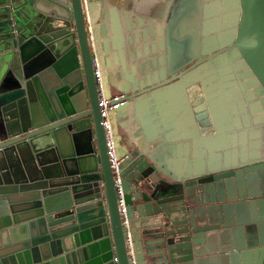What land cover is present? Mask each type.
I'll list each match as a JSON object with an SVG mask.
<instances>
[{
  "label": "water",
  "instance_id": "obj_1",
  "mask_svg": "<svg viewBox=\"0 0 264 264\" xmlns=\"http://www.w3.org/2000/svg\"><path fill=\"white\" fill-rule=\"evenodd\" d=\"M111 1L0 0V264H264V0Z\"/></svg>",
  "mask_w": 264,
  "mask_h": 264
},
{
  "label": "built area",
  "instance_id": "obj_2",
  "mask_svg": "<svg viewBox=\"0 0 264 264\" xmlns=\"http://www.w3.org/2000/svg\"><path fill=\"white\" fill-rule=\"evenodd\" d=\"M90 47H91V59L93 66V74L96 81L98 90V105L100 108L101 124L105 132V140L107 147V154L109 158L110 167L113 171L115 189L118 198V206L120 215L123 217V222L128 223L127 218V205L125 199V192L123 188V172L121 170V164L123 158L118 152V138L117 133L114 130L113 114L118 109L123 107L127 102V95L125 93H111L108 92L107 79L104 74V66L99 51L97 39L93 31H89ZM131 244V242L129 241Z\"/></svg>",
  "mask_w": 264,
  "mask_h": 264
},
{
  "label": "crops",
  "instance_id": "obj_3",
  "mask_svg": "<svg viewBox=\"0 0 264 264\" xmlns=\"http://www.w3.org/2000/svg\"><path fill=\"white\" fill-rule=\"evenodd\" d=\"M90 1L94 2V1H96V0H90ZM122 1H123V0H112L111 2H112L114 5L120 7V6H122ZM120 8H121V7H120ZM123 10H124V8H123ZM104 74H105V76L107 75L106 70H104ZM108 92L113 93V92H115V90H114L113 88L109 87V85H108ZM119 118H120L119 113H118V112H115V113L113 114L114 123H117L118 120H119ZM126 135H127V132H126V129H124V133L122 134V136H123L122 139H123V140H122V144H121V146H122L123 149H128V148L130 147L129 144H128V142H127V137H126Z\"/></svg>",
  "mask_w": 264,
  "mask_h": 264
},
{
  "label": "flooded vegetation",
  "instance_id": "obj_4",
  "mask_svg": "<svg viewBox=\"0 0 264 264\" xmlns=\"http://www.w3.org/2000/svg\"><path fill=\"white\" fill-rule=\"evenodd\" d=\"M98 47H99V51H100V53H101V58H102L103 66H104V69H105V64H104V61H103V59H104L103 47H102L100 41H98ZM200 90H201V87H200L199 85L192 86V87L189 88L190 95H193V94H195L197 91H200ZM208 122H210V123H212V124H210V125L207 127V131L205 132V134L215 132V127H214V125H213V121H212L211 117H209ZM202 133H203V132H202Z\"/></svg>",
  "mask_w": 264,
  "mask_h": 264
},
{
  "label": "rangeland",
  "instance_id": "obj_5",
  "mask_svg": "<svg viewBox=\"0 0 264 264\" xmlns=\"http://www.w3.org/2000/svg\"><path fill=\"white\" fill-rule=\"evenodd\" d=\"M120 10H122V8L119 7ZM193 96V95H192ZM124 127H123V121L121 120V118H119L117 123H114V130L117 134L122 135L124 133ZM207 131V128L202 127V132L205 133Z\"/></svg>",
  "mask_w": 264,
  "mask_h": 264
}]
</instances>
